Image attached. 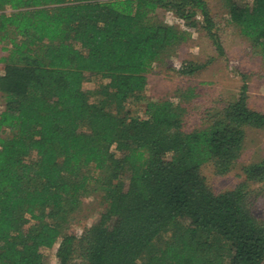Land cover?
I'll return each instance as SVG.
<instances>
[{
  "label": "trees",
  "instance_id": "obj_1",
  "mask_svg": "<svg viewBox=\"0 0 264 264\" xmlns=\"http://www.w3.org/2000/svg\"><path fill=\"white\" fill-rule=\"evenodd\" d=\"M223 5L264 64V0ZM159 9L223 52L206 0H0V264H46L42 250L55 245L57 264H264V220L249 203L264 159L218 193L201 174L206 163L229 172L247 128L264 129L246 76L202 127H186L191 89L178 102L148 100L144 115L123 110L189 36L154 19ZM92 76L106 79L94 101L83 89ZM92 193L103 210L69 232Z\"/></svg>",
  "mask_w": 264,
  "mask_h": 264
},
{
  "label": "rangeland",
  "instance_id": "obj_2",
  "mask_svg": "<svg viewBox=\"0 0 264 264\" xmlns=\"http://www.w3.org/2000/svg\"><path fill=\"white\" fill-rule=\"evenodd\" d=\"M206 1L223 52L216 51L212 40L203 29H187L172 12L157 10L153 15L154 19L181 29L186 28L189 36L148 70L144 99L127 102L123 109L125 113L144 115L148 100L171 99L178 102L191 89L194 95L183 102L187 110L186 127H202L209 118L208 114L237 98L243 82L242 74L246 76L248 83V105L264 112V64L261 55L255 52L251 40L242 35L238 26L230 21L223 0ZM1 47L2 43L0 57L5 55ZM188 62L201 64L202 67L189 75L179 73L178 69ZM3 67L4 64L0 62V74L3 73ZM105 82L106 79L97 76L84 82L83 89L88 92L90 101L97 99L98 88ZM1 103L0 99V110ZM261 159H264V129L247 128L243 149L232 169L220 175L215 173L212 163H206L201 167V174L211 189L218 193L237 186L244 180L243 167ZM249 190L250 207L259 219L264 220V184L253 183ZM103 208L104 203L99 193L86 195L74 214L68 231L81 234L98 218ZM56 246L43 248L46 264H57ZM71 264H81L80 258H74Z\"/></svg>",
  "mask_w": 264,
  "mask_h": 264
}]
</instances>
